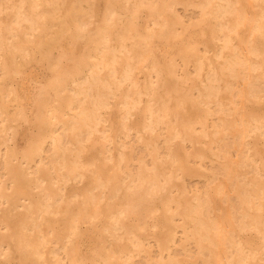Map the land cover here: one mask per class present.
<instances>
[{"label":"bare ground","instance_id":"1","mask_svg":"<svg viewBox=\"0 0 264 264\" xmlns=\"http://www.w3.org/2000/svg\"><path fill=\"white\" fill-rule=\"evenodd\" d=\"M94 4L0 0V259L264 264V159L253 145L264 139V114L246 108L264 101V0H104L99 20ZM188 11L195 16L186 21ZM204 27L212 54L186 45L166 69L152 58L156 41ZM65 37L84 45L69 63ZM30 62L50 74L34 99L30 142L19 150L9 142L12 127L27 115L6 80ZM186 105L196 118L185 117ZM131 134L146 151L136 167L126 142L116 145ZM188 167L207 178L193 195ZM155 224L168 229L157 255L146 244ZM88 230L98 236L89 258L80 251Z\"/></svg>","mask_w":264,"mask_h":264},{"label":"rangeland","instance_id":"2","mask_svg":"<svg viewBox=\"0 0 264 264\" xmlns=\"http://www.w3.org/2000/svg\"><path fill=\"white\" fill-rule=\"evenodd\" d=\"M183 1H186V0H183ZM103 2H104V0H95L94 5H95V12H96V19H98V20L102 14ZM183 14L186 15V16H184L186 21H189V19L194 18V16H195V14H193L192 11L191 12L188 11L187 14L185 12H183ZM4 17L7 19V17L5 15H4ZM141 17L143 19L144 15H142ZM244 32H246V28H244ZM209 34H210L209 30L206 27H204L202 29L192 28V29L187 30L179 38L171 39L169 41L158 40L154 44L152 58H156L159 61L160 65L166 69V66H167L169 59L172 56L177 55V53L182 48H184L186 45L188 46V45L196 44L202 48L207 47L209 50L208 53L212 54L214 52V46L209 41ZM61 42H62L63 48L65 49V54H66V56L64 57V63L65 62L69 63L71 61V60H69L68 57H71L74 55L78 56L83 51L84 45H83L82 40L72 42L69 40V38L65 37V38H63V40ZM49 74H50V70L46 67L45 64L39 63V62H30V63L22 66L19 73L11 72V76L6 80L7 81V87H11L12 89L14 88L13 89L14 94H16V101L14 102V105L16 107L14 105H13V107H15V108L18 107V108L23 109L27 115L26 119L15 122L13 124V127H12V133H13L14 138L9 142L11 145L14 144L16 146V148H18L19 150H24L28 146L30 139H31V136H32V133L34 132V129H35V120H34L35 101H34V99H35L36 93L39 90V87L43 83H46L47 80L49 79ZM222 98H223V100H227V97L224 94L222 95ZM246 108L250 113L264 114V101H262L260 103H254L251 101H247L246 102ZM197 112H198V110L194 107H191L190 105H186L183 109V113L187 119L196 118ZM108 113H109V117L111 118L112 122L117 125L118 116H119L118 106L114 105L111 108H109ZM140 119H141V114L139 112L135 113L133 118L130 120L132 126L133 127H139L140 122H141ZM134 137H135L136 141L134 140ZM126 138L124 137V141H123V139H121L120 141H118L119 144L118 143L116 144L117 147H119V149L123 148L124 146L122 144L126 142L125 145L126 144L128 145L126 152L128 155L133 153L132 156H133L134 160H135V158H136V160H138V157H140V155H141V154L139 155V153L141 151H143L142 152L143 154L144 153L146 154V151L144 149L143 144L138 139V135L131 134L130 136H127ZM133 142H135L136 144ZM129 144L131 146H129ZM253 145H254V148H256L257 152L259 153V156L264 159V139L254 140ZM111 146H114V144ZM132 146H133L134 150H132V149L130 150V148H132ZM200 146H201L200 143H196L193 147V150L198 151V149H201ZM162 150L165 151V148L164 147L161 148V151ZM96 154H97L96 149L94 148V149H91L90 151L87 152V157L89 159L95 158ZM143 154H142V156H143ZM134 160H132V161H134ZM137 162L139 163V161H136L135 163L131 162V165L134 166V164H135L134 167H136L138 165ZM206 162L207 163H205V164H207V165L210 164L209 160ZM2 170H3L2 167H0V173ZM186 174L188 176L185 178V182H188V183H185L186 184L185 186H188L186 189L189 191V193L191 191L200 190L201 187H202L201 190H204L205 185L202 184V182L206 184L205 180H207V178L205 176L202 175L198 178V176H196L194 174L191 167L187 168ZM202 177H204L205 180ZM200 181H202V182H200ZM82 184H83V182L80 184L71 183L68 185V189L72 192L75 190V188L78 185H82ZM189 185H190V188H189ZM200 185H201V187H200ZM192 186H193V188H192ZM195 186H198V187H195ZM190 194L193 195L194 192H191ZM128 220H130V222H131L132 217H129ZM57 226L59 228H62L63 227L62 222H60ZM148 232H149V235L151 236L152 239H150V242H148L146 244L150 245V246L152 245L151 254L157 255V254H159V250H160L158 241L164 240L168 236V229L161 226L160 224H155V225H152L148 228ZM97 237L98 236H97V233L95 231L88 230L86 232V234L80 240V251L87 258H89L90 252L92 251L93 247L95 246V244L97 242ZM180 238H181V234H180V232H178V235H177L178 242H180V240H181ZM179 246L178 247L180 248V250H179V248L176 249V251L178 250L177 255L179 253H181L179 255H183L184 250H181L182 249L181 245H179ZM191 248L194 249V247H191ZM156 249H158V251H156ZM179 251H182V252H179ZM143 256L145 257L144 254L137 256V258L138 257L139 258L138 259L136 258L135 261L140 262L141 260L144 259V258H142ZM88 262H90V261H88ZM0 264H19V262L17 259H12L10 261H4V260L0 259Z\"/></svg>","mask_w":264,"mask_h":264}]
</instances>
